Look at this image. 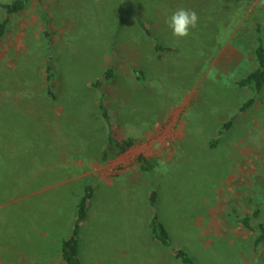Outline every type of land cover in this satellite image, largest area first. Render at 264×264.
<instances>
[{"label": "rangeland", "instance_id": "obj_1", "mask_svg": "<svg viewBox=\"0 0 264 264\" xmlns=\"http://www.w3.org/2000/svg\"><path fill=\"white\" fill-rule=\"evenodd\" d=\"M262 7L263 0H30L11 15L0 41L1 249L6 244L16 255L22 243L5 239L14 220L26 219L35 226L22 248L34 263L60 252L88 184L82 264H183L174 248L195 264H264V247L253 250L254 235L235 217L258 206L264 222V89L218 134L250 96L235 82L257 66L254 27L261 23L264 40ZM179 8L198 16L183 38L166 24ZM216 10L219 20L205 24ZM41 13L53 45V97L44 80ZM156 40L171 50L155 52ZM108 66L115 74L103 102L113 135L136 143L103 162L107 126L90 81ZM139 155L155 160L151 173L139 169ZM154 213L170 247L149 232Z\"/></svg>", "mask_w": 264, "mask_h": 264}, {"label": "trees", "instance_id": "obj_2", "mask_svg": "<svg viewBox=\"0 0 264 264\" xmlns=\"http://www.w3.org/2000/svg\"><path fill=\"white\" fill-rule=\"evenodd\" d=\"M29 1L30 0H10L0 4L2 10L5 13V17L0 19V41L7 31L10 16L18 14L24 10L26 4ZM261 13L264 16V0ZM40 17L43 22L44 28L42 31V36L45 42V50L47 51V58L44 64V80L46 84H48L50 95L53 97L54 94L52 91L56 84V72L54 64L52 63L53 45L50 38L51 33L49 31V18L43 13L40 14ZM138 24L140 25L143 33L150 39H153L151 31L143 24V22L139 21ZM261 32L262 25L261 23L257 22L255 25V40L257 44L253 49V55L257 64L256 68L246 74V76L237 79L235 82L236 87L250 90V96L239 105L236 113L221 125V127L218 129L219 136L223 134L224 131L231 128L239 114L246 112L253 106L257 97L264 89V40L261 36ZM166 50H171V48L164 46L157 40L155 41V52L159 54ZM134 72L139 80H143L144 73L141 70L135 69ZM114 74V68L112 66H108L100 77H96L90 81L91 87L100 93L98 109L100 110L101 117L107 126L105 144L100 149V160L103 162L122 155L136 143V140L133 137H126L123 139L115 138L111 129L112 124L110 121V114L107 105H105L103 102V96L105 83L112 81ZM214 144L216 143H213V145ZM136 163L138 164L139 169L144 173H151L154 170V159L139 155L136 158ZM92 197L93 188L87 184L84 187L83 194L76 202L75 217L73 219L71 232L66 238L62 239L60 243L59 253L64 264H82L79 255V234L81 223L87 217L88 204ZM157 201L158 196L154 190L150 193V205L155 207ZM260 214L261 211L258 206L254 207V209L249 214H235L236 222H238L241 228L244 231L250 232L254 235L252 241L254 251L264 247V222L260 220ZM149 232L152 238L163 247L171 246L172 240L170 234L165 225L159 220L157 214L155 213L150 216ZM173 254L174 257L178 258L183 264H195L190 255L183 249L174 248Z\"/></svg>", "mask_w": 264, "mask_h": 264}, {"label": "crops", "instance_id": "obj_3", "mask_svg": "<svg viewBox=\"0 0 264 264\" xmlns=\"http://www.w3.org/2000/svg\"><path fill=\"white\" fill-rule=\"evenodd\" d=\"M216 17L219 20V11H217V10L213 11L209 17L207 15L205 24H208V22H210L211 19L216 18ZM211 25H214V24H211ZM254 30H255V27H254ZM29 146H32V145H29ZM32 148L33 147H31L29 149L33 150ZM31 176H32V174H31ZM36 176L37 175H35V177ZM29 178H30V181H32L33 178L32 177H29ZM84 221L81 223V227L83 226ZM32 222H33L32 220H26V219H20V220H14L13 221L12 229L10 230L9 233L7 232L8 238H6L5 240L9 239V241L14 243L15 245H17V243L18 244L22 243V244H21V246H19V249L16 250V252H15L16 255L11 254V253L9 254V252L4 250L6 247V244H5L3 249H1V245H0V264H54L57 262V261L55 262V260H59L60 264H64L59 252L56 253L57 255L52 253V252L46 253L44 255V258H46V259L40 260V261H37L36 263H34V256L32 255V253L27 254L26 252L23 251V248H22L23 244L26 245L27 244V238L32 237L33 226H35L32 224ZM72 225H73V221H72ZM72 225H71L70 229H72ZM0 226H1V222H0ZM43 231H44L43 233L47 232L46 229ZM48 232H49V230H48ZM9 234H10V236H9ZM0 238H2V235H0ZM0 241L3 242L2 240H0ZM55 241H56V239H53L52 243L56 247ZM47 255H48V257H47ZM38 258H40V255L37 257V259Z\"/></svg>", "mask_w": 264, "mask_h": 264}, {"label": "clouds", "instance_id": "obj_4", "mask_svg": "<svg viewBox=\"0 0 264 264\" xmlns=\"http://www.w3.org/2000/svg\"><path fill=\"white\" fill-rule=\"evenodd\" d=\"M198 16L195 11L179 8L166 19V24L174 37L183 38L197 26Z\"/></svg>", "mask_w": 264, "mask_h": 264}]
</instances>
